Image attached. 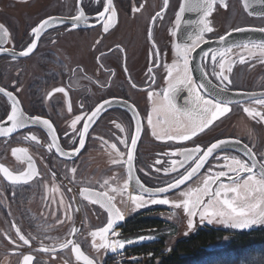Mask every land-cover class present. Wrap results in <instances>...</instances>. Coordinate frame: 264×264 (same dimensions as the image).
I'll use <instances>...</instances> for the list:
<instances>
[{
  "label": "flooded vegetation",
  "instance_id": "flooded-vegetation-1",
  "mask_svg": "<svg viewBox=\"0 0 264 264\" xmlns=\"http://www.w3.org/2000/svg\"><path fill=\"white\" fill-rule=\"evenodd\" d=\"M7 1L14 7L16 5L43 3L40 2L43 0ZM181 3L182 0H169L168 8L162 13L164 19L157 20L155 25H152L151 18L157 11H161L163 0H113L118 22L108 33H104L101 24L97 22L98 12L103 10V0H81L79 5L77 0H47L36 13L27 14L29 20L22 34L19 32L18 34L15 27L7 19L2 18L0 20V24H4L9 32L8 37H3L0 34V39L5 40L3 47L8 50V52L0 53V87L13 93L19 100V107L27 116L39 115L44 119H48L56 130L57 143L65 151H70L73 146L70 137L74 136L75 133L72 132L70 123L75 115L90 112L104 100L117 103L111 104V107H108L96 123L92 125L89 136L86 138L85 148L72 160L61 157L55 147L49 149L48 146L51 144V140L42 127L32 126L22 129L10 137H0V164L14 172L24 170L27 167L26 163L17 161L11 155L13 148L24 147L28 149V154L33 158L40 172V176L36 180L28 185L20 186L10 185L0 174V182L6 187L4 188L5 192H0V216L3 217L0 239L8 247L25 249L20 257L19 264H22L23 255L28 254L33 255V264H41L44 254H49L45 256L47 263L83 264L82 260H76L71 247L67 249L59 248V244L67 239H73L78 243L81 250L90 259H93L95 264H101L102 260L106 258L107 249L97 251L92 247L91 232L105 226L107 213L98 205H93L83 199L80 193L84 188L97 191L107 190L100 188V184L106 178L110 180L113 186L122 187L124 180L127 178L126 166L112 163L113 159H119L120 157L111 148V144L115 143L117 148L124 153V159H126L127 149L120 144L117 137L129 138L130 145V136L134 134L135 130V119L130 110L132 106L135 107L142 119L143 134L140 143L145 134L149 143H151V147L143 152L144 156L140 157L137 150L134 160L138 173L136 176L147 187L163 186L166 180L168 181L170 178L171 173L165 176L162 172H159L163 177L155 176L154 174L159 173L155 171L153 165L155 160L159 158L164 160L165 163L155 165V167H168L169 158L159 154L170 152L173 145H176L174 149L196 145L206 149L207 146L219 139L239 140L241 145L252 148L258 162H264V123L258 122V118L257 120L250 118L244 113L243 107L235 103L230 106L232 110L226 116L216 121L210 128L192 140L184 142V144L160 141L152 135V129L148 127L146 119L147 114L152 109V101L148 99L147 94L149 91L162 92L167 87L166 83L163 85L160 82L158 83L156 74L164 72L163 65L167 64V54L169 65L176 61L174 51L176 43H174V40L181 45L191 43L189 37L195 35L197 31L195 22L201 15L198 12H186L179 29H176L175 16ZM226 3L227 9L218 3L212 15L208 17L210 26L214 29L211 33L205 34L208 42L218 40V37L230 31L231 33L235 32L232 31L236 29L234 27L229 28V25L224 27L218 24L224 23L222 21L223 17L218 16L223 13L227 15L225 21L228 23L229 15L235 5L241 8L242 13L248 19L264 22V16L250 15L251 12L245 10L243 0H226ZM141 5L143 7H140ZM134 8H138L139 11L134 12ZM78 9L85 12V17L79 22L78 27L72 28L71 17L77 15ZM1 11H3L2 6H0V13ZM50 16L66 18L68 23L48 29L37 42V48L34 52L28 57H20L18 55L19 51L26 49L31 43V29ZM8 17L11 18L12 16L8 15ZM126 18L132 24V27L128 29L124 28ZM217 25L224 27L223 29L226 30L218 29ZM150 26L152 27V40L148 38ZM241 27L260 28L264 25L246 24L238 28ZM173 32L176 34L172 35ZM72 37L78 38L82 43V47L83 45L86 47V54L79 55L75 53L74 49L78 44L77 41L72 40ZM68 39L70 41H67ZM98 40L100 41L99 44H97ZM138 40L140 44H136ZM153 40L162 54L159 60L161 67L153 66V60L155 59L152 48ZM252 43L257 42L236 44ZM253 49H245L237 56L234 53L229 54L230 63L233 64L232 72L229 74L232 80V84L229 85V92L232 94L230 95L232 99L244 101V106L264 112V105L255 104L249 99V96H252L253 99L264 96V62H262L264 56L261 55L258 48ZM12 52H15L16 55L12 56L10 54ZM232 52H234L233 49ZM101 53H104V55L101 56ZM201 54L197 59L198 69V66L205 62ZM140 55L144 56V61L136 68L135 65ZM241 57L244 58V63L240 62ZM207 63L208 65L212 63L210 56ZM149 67H153L155 83H151L153 73L148 72ZM139 71L145 72L146 75L141 83L137 76ZM208 72L213 83H218L215 77L211 75L210 67H208ZM192 75L196 81L194 72ZM133 84L137 87L134 88ZM154 84L156 85L154 86ZM57 88H64L68 95L65 96L64 93L55 92ZM139 93L143 94L142 96L145 99L144 106L140 105L133 97ZM239 93L249 96L234 95ZM27 95H29V98ZM0 97L4 100L3 108L1 107L4 113L1 120H6V115L10 114L11 101L2 93H0ZM27 99L30 100L31 106L28 105ZM122 102L129 107H124L125 104ZM69 103L71 111L68 108ZM132 121H134V127ZM117 124H120L125 131L121 132L116 127ZM80 126V124L77 125L78 128ZM28 133L36 135L39 143L24 141L22 137ZM217 154L219 153H215L209 158L199 177H196L187 186L194 182L195 186L193 188L202 184L203 176L208 172V168L222 162V160L216 161L215 156ZM226 154L235 155L245 160L248 159L245 154L233 148ZM144 164L149 167L152 173L148 170L147 174L144 172ZM72 167L77 169L74 179L73 174L69 171ZM181 172H183V169ZM52 173H56L54 181ZM79 174L81 175L79 176ZM112 177H116V179L113 180ZM160 181L165 182L161 183ZM31 186L33 187L31 188ZM187 186L164 196L170 198ZM69 188L72 189L71 192L68 191ZM132 189L130 186L129 191L131 192ZM0 191H2L1 188ZM109 195L116 196L114 202L124 215V208L128 203L126 194L122 197L109 192ZM61 198H63L65 208L71 204V219L65 215L64 209L59 208ZM53 200L56 203H53ZM129 202L128 208L132 207L131 213H133L136 208L130 200ZM160 206L161 204H150L140 208L138 212L142 213L137 214L132 219L119 221L115 225L114 231L117 233L120 231L121 233H118V235L126 234L125 230L130 221L142 217L144 214L154 213ZM173 210L176 211L175 208ZM144 218L157 220L159 226L157 228H145L138 231L139 233L157 230L161 225L160 223L163 222L162 224H164V221L160 218ZM59 220H63V223H59ZM13 225L18 227L21 233L30 240V246H25L18 240L16 228ZM73 227L78 229L74 236L70 235ZM44 230L50 232L49 237L54 238L53 241L58 243L55 254L39 251L43 247ZM117 236L110 235L109 238L113 240ZM9 238L16 241V243H10ZM99 242V239H97L96 243L99 244ZM32 248L34 249L32 250Z\"/></svg>",
  "mask_w": 264,
  "mask_h": 264
},
{
  "label": "snow or ice",
  "instance_id": "snow-or-ice-1",
  "mask_svg": "<svg viewBox=\"0 0 264 264\" xmlns=\"http://www.w3.org/2000/svg\"><path fill=\"white\" fill-rule=\"evenodd\" d=\"M26 2V0H22ZM81 0H77L79 5ZM220 4L227 9L226 0H182L179 10L175 16V27L179 29L182 18L185 13H201L199 18L195 22L196 33L194 36H190L191 43L176 44L174 45V51L176 61L172 64H164L163 67L166 70V85L167 87L162 92H148V99L152 101V109L147 114V125L152 129V135L160 141L168 142L172 141L177 144H184L194 137L203 133L206 129L210 128L216 121L226 116L232 109V104H237L243 107L244 113L250 118L264 123V112L256 111L255 109L244 106V101L239 99H232L227 95L230 91L229 85L232 84L230 79V73L232 72V63H226L227 54L232 52L234 47L243 49L258 48L261 55L264 56V40L252 43V44H236L229 45L227 43V37L232 33L231 31L218 37L219 45L216 48L204 50L202 52V58H204V64L198 66L203 76V80L197 82L193 79V67H192V53L201 46V43H207L205 38L206 33H211L214 29L210 26V17L215 10V6ZM255 3V0H253ZM259 3L264 5V0H259ZM169 0H163V7L161 11H157L152 16V25H155L157 20H163V12L168 8ZM140 7H143L141 5ZM102 11L97 14V22L101 24L103 32L108 33L111 28L115 27L117 21V13L113 6V0H103ZM245 10H248V4L245 2ZM133 11H139L138 8H134ZM250 15L253 13H249ZM85 17V12L82 9H78V13L71 17V27L76 28L82 18ZM68 23L66 18L60 17H47L43 19L38 25L31 29V43L26 49L19 51L20 57H28L37 48V42L41 36L48 29L59 27ZM232 31L245 32V31H258L264 33V27L260 28H236ZM0 34L3 37H8L9 32L4 24H0ZM176 33L173 32L172 35ZM148 38L152 37V27H149ZM5 43L4 39H0V53L8 52L3 47ZM100 41H97L99 44ZM154 67H161L159 63L161 53L159 52L154 40L152 44ZM15 56L16 53H10ZM104 53H101L103 56ZM211 57V65H208L207 59ZM219 58V59H217ZM99 59V58H98ZM241 63L245 60L241 57ZM264 62V61H262ZM220 69L216 71V67ZM208 67H211V75L215 77L218 83H213L209 78ZM149 73H153V67L148 68ZM204 81H207L206 83ZM151 83H155V74L153 73ZM137 87L135 84L132 85ZM187 91L189 99L185 101L183 108L179 107L176 103V96L181 91ZM55 92L64 93L65 96L68 93L64 88H57ZM0 93H2L8 100L11 101L10 114L6 115V120H0V137H10L14 132L21 129L29 128L32 126L42 127L46 130L48 137L51 140L49 149L55 147L57 153L65 159L72 160L81 150L85 148L86 138L89 136V130L93 124L101 117L102 113L111 107L110 100L102 101L90 112L75 115L71 120L70 128L74 136L70 137L72 141V148L70 151H65L57 143L56 130L52 123L48 119H44L39 115L27 116L19 107V100L13 95V93L6 91L3 87H0ZM255 104L264 105V96L252 98L249 96ZM128 107L127 104L123 105ZM69 111H71V105L69 103ZM133 108V118L135 119L134 134L129 138H119L120 144L124 145L127 149L126 159H124V153L121 152L115 143L111 144V148L116 152L119 159H113L114 165L126 166L127 178L124 180L122 187L113 186L109 179H104L100 184L101 189H107L105 191H97L91 188H84L80 196L89 201L93 205H98L107 213V222L105 226L100 227L91 232L92 247L97 251L101 249H108L113 253H116L119 249L125 247L124 241L110 240V235L117 236L118 233L114 231L115 225L119 221L124 220V215L121 210L115 204V195H109V192L120 196L127 194V199L131 201V204L136 209L146 207L148 205H170L176 209L183 208V212L187 215V226L192 229L195 224L194 220L198 216L200 222L207 220L208 224L213 222L223 224L225 227L233 229H251L253 226H264V162H258L256 154L252 148L247 145L243 149H240L248 157L247 160L241 159L235 155L226 154L230 149L235 148L240 144L239 140L231 141L226 139H219L216 142L211 143L209 146L203 148L200 145L194 147L184 146L182 148L171 150L168 153H161L160 156H167L168 167L156 168L155 165L164 164L162 159H156L153 168L156 172H162L165 176L170 173H177V175L169 181H166L163 186L159 187H147L139 178L133 177L135 170L134 160L137 142L141 136L142 123L137 117L138 111ZM81 126L78 128L77 125ZM7 125V126H6ZM116 127L124 132L125 129L117 124ZM24 141H36L39 140L36 135L28 133L22 137ZM107 143V141H105ZM214 153H219L215 156L216 163L208 168V172L203 176L202 184L198 187H188V189L181 190L179 195L183 199L179 202H170L167 196L162 194L169 193L174 189H180L181 185H185L188 181L193 180L194 177H199L200 170L204 168L208 163L209 158ZM11 155L19 162L26 163L27 167L22 171H11L8 167L0 164V174L3 179L12 186L28 185L33 180H36L40 176L33 158L28 154V149L24 147H16L11 150ZM179 157V159H175ZM183 169V172H181ZM73 174L77 169L72 167L69 170ZM56 178V173H52L53 181ZM111 179L115 180L116 177ZM134 180V187L130 192V186ZM57 190V189H53ZM72 191L71 188L68 189ZM56 203L55 200L52 201ZM59 208L64 209L65 215L71 219V204L66 208L63 198L59 202ZM59 223H63V220H59ZM16 228V237L25 246H30V240L21 233V230ZM78 229L73 227L70 235H75ZM99 239V244L96 240ZM143 241L144 237L138 238ZM9 242L15 244L16 241L9 238ZM127 243H133L129 240ZM71 247V251L75 254L77 261L82 260L83 264H95L93 259H90L81 250V247L73 239H67L63 243L59 244L60 249H67ZM41 252L56 253L55 247L47 248L41 247ZM34 257L31 254L23 255L22 264H32Z\"/></svg>",
  "mask_w": 264,
  "mask_h": 264
},
{
  "label": "rangeland",
  "instance_id": "rangeland-1",
  "mask_svg": "<svg viewBox=\"0 0 264 264\" xmlns=\"http://www.w3.org/2000/svg\"><path fill=\"white\" fill-rule=\"evenodd\" d=\"M47 0H43L40 2L43 3H39L37 5H16L11 6L7 0H0V6L3 7V11H1L0 13V20L3 19H7L8 21L11 22V24L15 27L17 33H24L25 31V26L28 23V16L27 14H33L36 13L46 2ZM8 15L12 16L11 18L8 17ZM218 16L223 17L222 21H224V23H218L220 26H224L226 27V25H229V28H238L240 26H244L246 24H261L264 25V22H260V21H256V20H251L248 19L247 17L244 16V14L242 13L241 8L238 6H234L232 9V12L229 15L228 18V23L225 21V19H227V15L226 14H219ZM220 17V18H221ZM125 24H124V28L128 29L130 27H132V24L128 21V19H125ZM219 25H217V27H219L218 29H221L222 31L226 30L223 29L224 27H220ZM18 33V34H19ZM73 41H77V47L75 50L76 54H86V47L83 45L82 47V43L80 42V40L76 37H72ZM67 41H70V39H68ZM174 43L177 44V41L174 40ZM136 44H140V41L138 40V43ZM140 46V45H139ZM138 47V46H137ZM134 49V48H133ZM135 50V49H134ZM234 52H230L227 54L226 57V63H230V56L229 54L234 53V55H239L241 54L245 49L243 48H233ZM254 51V49H253ZM254 55H258V54H254ZM168 54L166 55V63H169V56ZM258 57V56H255ZM211 58V57H210ZM219 59V58H217ZM144 61V56L140 55L138 57V62L136 63L135 67L137 68V65H141V63ZM211 68V67H210ZM216 71L219 72L220 69L218 68V66L216 67ZM2 75V73H1ZM157 75V81L158 83L160 82L162 85L166 83V70L164 69V72H159ZM137 76L139 78V82L141 83L145 78V72L139 71L137 72ZM157 84V83H156ZM154 84V86L156 85ZM158 87V84H157ZM143 94L139 93L138 95H135L133 97H135L134 99L137 100L140 105L144 106L145 104V99L142 96ZM27 97L29 98V95H27ZM3 102L4 100L0 97V120L3 118V113L1 107L3 108ZM28 105L31 106V102L30 100L27 99ZM132 126L134 127V121H132ZM131 126V129H132ZM130 129V131H131ZM130 133V132H129ZM130 136V135H129ZM151 143H149V140L147 139V135H143L142 141L138 147V152L140 154V157L144 156L143 152H146V150H148V147L150 148ZM174 148H176V145H173L172 148L170 150H174ZM178 149V148H177ZM175 159H179L177 157H175ZM144 172L147 174V170H149V167H147L144 164ZM160 168H162L161 166H158ZM80 169V168H79ZM81 170V169H80ZM182 170V169H181ZM135 172L136 174V168H135ZM150 173H152L150 171ZM158 173V172H157ZM81 174H79L80 176ZM155 176H161L163 177L162 174H154ZM177 175V173H171L170 178L168 179L171 180L172 178H174ZM147 178V176H146ZM167 181V180H166ZM161 183L165 182V181H160ZM195 186V182L188 185L186 188H184L183 190H187L188 187H193ZM33 186H31L32 188ZM0 188L2 191L0 192H5L6 188L5 186L2 185V183L0 182ZM29 189V188H28ZM26 189V190H28ZM25 190V191H26ZM45 192V191H44ZM45 194V193H44ZM127 197V194H126ZM170 200V202H179L183 199V197H181L179 195V192L172 195V197L168 198ZM44 203H45V196H44ZM129 200L127 205L125 206V212H124V219H132L133 217H136L137 214H140L142 212H138V210L140 209H136L133 213H131V209L132 207L129 209L128 205H129ZM127 207V208H126ZM174 207L170 205H161L157 211H155L154 213H149V214H144L142 216V218L144 217H154V218H160L162 221H164V224L160 223V227L157 230L154 231H147L144 233H138L137 235H128L127 233L122 234V235H118L117 237H114L113 241L115 240H119V241H124L125 242V247L123 249H119V251H117L116 253H112L110 250L107 249V254H106V258H104L102 260L101 264H143L144 261H146L147 258H151L152 254L149 255H145V254H139V253H134V249L137 247H140L142 245L145 244H153V243H158L160 242L162 239L164 241V245L165 248L163 250V253L165 254V256H167L174 248V246L176 245V241L175 238H181L184 240H188L190 239L189 237L193 236L195 237L200 231L202 230H206V229H218L220 231H223L226 233V235L224 236L223 240L221 242H219V244L215 245L216 247H221L223 245L227 244V241H229L232 236L236 233H242V232H248L251 229H244V230H240V229H233L230 227H225L223 224H219L216 222H213L212 224H208L207 220H205L204 222H200L198 216L195 218L194 220V224L195 226L192 229H189L187 226V220L188 217L187 215L183 212V208L181 207L180 209H176V211L173 210ZM163 212H160V211ZM169 210V212H168ZM166 211V212H165ZM185 218V219H184ZM184 219V220H183ZM3 221V217L0 216V228H2V222ZM183 226H185L184 228H182ZM257 226H253L252 228H255ZM263 227V226H261ZM247 230V231H246ZM118 233H121L120 231ZM50 232H47V230H44L43 232V247H47V248H52L58 247V243L56 241H53L54 238L49 237ZM140 237H144V241L142 243H137L138 238ZM133 241V243H127V241ZM214 245L210 246L209 248H214ZM34 248H32L33 250ZM9 250H11L10 252H8ZM25 249L22 250L21 249H16V248H11L6 246L2 240L0 239V264H19V260L21 255L24 253ZM49 254H44V259L43 262H41V264H51L50 262L47 263V259L45 258V256H48ZM157 263H159V260H157ZM40 264V263H39Z\"/></svg>",
  "mask_w": 264,
  "mask_h": 264
},
{
  "label": "trees",
  "instance_id": "trees-1",
  "mask_svg": "<svg viewBox=\"0 0 264 264\" xmlns=\"http://www.w3.org/2000/svg\"><path fill=\"white\" fill-rule=\"evenodd\" d=\"M158 226L157 220L139 217L129 222L125 232L134 236L145 228ZM225 235V232L218 229H206L188 240L175 238L177 243L167 256L163 253V239L158 243L142 245L133 251L152 254L143 264H264V229L236 233L226 245L216 247ZM212 245L215 247L210 249Z\"/></svg>",
  "mask_w": 264,
  "mask_h": 264
},
{
  "label": "water",
  "instance_id": "water-1",
  "mask_svg": "<svg viewBox=\"0 0 264 264\" xmlns=\"http://www.w3.org/2000/svg\"><path fill=\"white\" fill-rule=\"evenodd\" d=\"M244 2V5H245V2H247L248 4V11L253 13V15L255 16H264V5L260 4L259 3V0H255V3H253V0H243ZM249 29H252V28H249ZM264 40V33H261V32H258V31H245V32H233L229 37H227V43L230 45V44H233V43H243V42H260ZM219 45V41L218 40H214V41H211V42H207V43H204L202 44L198 49L197 51L194 52L193 54V59H192V67L194 69V74H195V79L197 82H200L201 80H203V76L201 75V72L200 70L197 68V59L199 57V55L207 48H212V47H218ZM205 83L207 81H204ZM227 95H232L230 92L227 94ZM235 96L237 95H246V94H234ZM247 97L249 95H246ZM189 97H188V94H187V91H181L177 94L176 96V103L179 107L183 108L185 106V101L188 100ZM118 103H121L120 101H117ZM116 102L115 101H111V104H115ZM123 103V102H122ZM117 104V103H116ZM123 104H126V103H123ZM129 107V106H128ZM130 110L132 111L133 113V108L130 107ZM136 110V109H135ZM137 111V110H136ZM138 119L141 120V123H142V119L140 117V115L137 117ZM7 126V125H6ZM22 130V129H21ZM20 131V130H19ZM18 132V131H17ZM17 132H14L13 134L17 133ZM142 132H143V124H142ZM142 132H141V135H142ZM141 138V136H140ZM139 138V140H140ZM138 140V142H139ZM233 141V140H231ZM138 142H137V145H138ZM235 147L239 148V149H243L244 146L239 144V145H236ZM137 149V147H136ZM83 150V149H82ZM81 150V151H82ZM136 153V152H135ZM215 154V153H214ZM77 157V156H76ZM75 157V158H76ZM64 158V157H63ZM206 165V164H205ZM135 167V166H134ZM205 167V166H204ZM204 168H202L200 170V173L202 172ZM133 177L134 179L136 178V174H135V170L133 172ZM196 178V177H194ZM193 178V179H194ZM190 181H188L186 184H188ZM185 184V185H186ZM185 185H181V187L185 186ZM132 188L134 187V180L132 182ZM178 189H174L172 191H170L169 193L171 192H174ZM169 193H166V194H169ZM166 194H162V195H166ZM190 239L193 238V236L189 237Z\"/></svg>",
  "mask_w": 264,
  "mask_h": 264
},
{
  "label": "bare ground",
  "instance_id": "bare-ground-1",
  "mask_svg": "<svg viewBox=\"0 0 264 264\" xmlns=\"http://www.w3.org/2000/svg\"><path fill=\"white\" fill-rule=\"evenodd\" d=\"M120 105V104H119ZM233 149H235V150H237V151H240L241 153H243L244 154V152L243 151H241L239 148H237V147H235V148H233ZM145 240V239H144ZM143 240V241H144ZM143 241H140V240H137V243H142ZM119 251V250H118ZM112 252V251H111ZM113 253V252H112Z\"/></svg>",
  "mask_w": 264,
  "mask_h": 264
}]
</instances>
